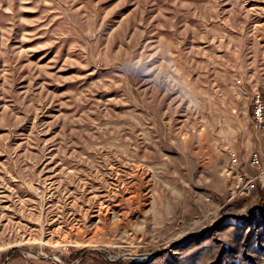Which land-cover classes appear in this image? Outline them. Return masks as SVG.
I'll return each instance as SVG.
<instances>
[{"label": "rangeland", "instance_id": "374dc122", "mask_svg": "<svg viewBox=\"0 0 264 264\" xmlns=\"http://www.w3.org/2000/svg\"><path fill=\"white\" fill-rule=\"evenodd\" d=\"M263 91L264 0H0V264H264Z\"/></svg>", "mask_w": 264, "mask_h": 264}, {"label": "built area", "instance_id": "2783aa9c", "mask_svg": "<svg viewBox=\"0 0 264 264\" xmlns=\"http://www.w3.org/2000/svg\"><path fill=\"white\" fill-rule=\"evenodd\" d=\"M253 124L256 130L264 132V91L254 96Z\"/></svg>", "mask_w": 264, "mask_h": 264}, {"label": "water", "instance_id": "95a60500", "mask_svg": "<svg viewBox=\"0 0 264 264\" xmlns=\"http://www.w3.org/2000/svg\"><path fill=\"white\" fill-rule=\"evenodd\" d=\"M107 258L109 260H119V259L123 258V256H120V257H117V258H114V257H111V256H107Z\"/></svg>", "mask_w": 264, "mask_h": 264}, {"label": "bare ground", "instance_id": "6f19581e", "mask_svg": "<svg viewBox=\"0 0 264 264\" xmlns=\"http://www.w3.org/2000/svg\"><path fill=\"white\" fill-rule=\"evenodd\" d=\"M255 163V162H254ZM156 254V253H155ZM139 255V254H138ZM134 256V255H133ZM145 256V255H144ZM139 258V257H138Z\"/></svg>", "mask_w": 264, "mask_h": 264}]
</instances>
